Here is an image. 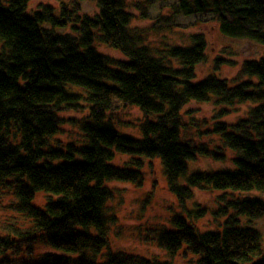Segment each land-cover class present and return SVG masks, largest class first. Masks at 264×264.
<instances>
[{
	"label": "trees",
	"instance_id": "1",
	"mask_svg": "<svg viewBox=\"0 0 264 264\" xmlns=\"http://www.w3.org/2000/svg\"><path fill=\"white\" fill-rule=\"evenodd\" d=\"M81 1L40 3L28 13V0H0V197L10 196L7 209L20 216L0 236V264H172L179 253L195 255L194 264H264L261 233L251 224L264 214V197H226L264 196V56L244 60L232 85L210 73L193 82L196 65L206 59L205 34L190 35L189 47L152 46L130 26L128 0H99L91 16L81 13ZM178 4L184 16H208L225 37L264 45V0ZM97 39L125 60L99 53ZM226 63L235 61L214 60L215 67ZM212 98L209 120L188 108ZM237 104L250 107L234 123L222 121ZM129 106L142 113L134 124L138 138L113 127L111 114ZM70 111L86 114L68 120L83 142L52 145L64 122L60 114ZM209 135L218 140L204 139ZM116 153L131 158L113 164ZM202 156L230 160L233 169L203 170L194 163ZM152 159L181 211L168 229L140 234L168 255L150 260L114 246L118 219L107 184L141 186L143 165ZM190 162L199 170L189 171ZM195 189L228 194L217 196L226 202L210 211L224 220L203 232L195 221L207 210L191 199ZM37 193L44 205L35 202ZM7 251L15 256L5 258Z\"/></svg>",
	"mask_w": 264,
	"mask_h": 264
},
{
	"label": "rangeland",
	"instance_id": "2",
	"mask_svg": "<svg viewBox=\"0 0 264 264\" xmlns=\"http://www.w3.org/2000/svg\"><path fill=\"white\" fill-rule=\"evenodd\" d=\"M63 0H28L27 12L32 13L40 3H47L53 6H58ZM99 0H82L80 3L81 13L89 16L97 13V4ZM129 5L126 8L131 15L130 26L141 30L142 37L148 38L152 46L161 45L163 43L174 46H186L192 44V34L203 33L207 39V59L200 62L195 67L196 78L193 82L201 81L205 76L214 74L216 77L226 79L231 85L237 83V74L240 71L241 63L246 59H257L264 56V45L247 39H231L219 33L217 24L209 21L208 16L195 14L184 16L178 11L179 0H128ZM96 50L99 53L108 55L109 57L125 60L121 55L119 49L113 48L109 43L96 40L94 43ZM227 53H231L228 55ZM229 58L234 60L232 65H222L215 67L214 60ZM248 104H237L235 110L230 115L223 117L222 121L234 123L236 119L244 115ZM216 105L214 98L203 103H191L188 108L194 110V116H199L209 120L213 115ZM84 112H63L60 117L64 122L60 125L59 132L51 138L52 145L63 148L66 144L74 143L79 145L84 138L77 125L70 124L68 120L73 122L84 119ZM114 118L113 127L122 135L133 138H138L140 133L138 127L134 124L142 117V113L137 106H129L120 109L115 114H111ZM150 119H154L153 116ZM120 122V123H119ZM132 126H135L133 128ZM204 136V134H202ZM200 135V136H202ZM138 136V137H137ZM188 136V133H187ZM204 139L218 140L217 136L209 135ZM56 146V145H55ZM227 155L232 157V152L226 150ZM124 154L116 153L112 163L125 164L130 160ZM150 165H143L144 181L142 185L131 184L128 182L111 181L107 186L113 191L114 198L108 203L110 211L116 215L118 219L119 236H113L114 246L125 251L128 254H137L139 256L147 257L148 259L159 258V256H168L161 249L157 248L153 243L143 242L140 239V234L144 235L146 228H160L168 229L171 226L170 219L173 215L180 212V208L176 202L175 197L168 190L165 177L162 173V167L158 159H152ZM209 159L202 156L194 162L197 165L205 166L208 169L203 170H226L233 169L230 160ZM192 162V161H191ZM188 165L189 171H196L199 169L191 168ZM225 162V163H224ZM122 163V164H121ZM218 168V169H215ZM194 203L204 207L207 211L204 218L196 219V227L203 232L211 227L217 225L216 220H224V216H212L210 211L223 206L226 201L216 199L217 196L227 194L224 191H199L193 190ZM228 195V194H227ZM264 197L258 192L253 193H236L226 196L227 198L238 199L246 196ZM43 193H37L35 197L36 203L44 205ZM12 198L10 196L0 197V236L5 235V228L8 224L19 220L20 216L14 212H10L7 208L11 204ZM188 206L192 205L191 200L187 202ZM252 227L258 229L261 233V241L264 248V214L252 221ZM44 249V248H43ZM42 249V250H43ZM5 258L10 259L11 251H7ZM195 256V255H194ZM190 254L183 256L178 254L172 257V264H194V257ZM194 257V258H193ZM1 258V256H0ZM162 261V260H161Z\"/></svg>",
	"mask_w": 264,
	"mask_h": 264
},
{
	"label": "bare ground",
	"instance_id": "3",
	"mask_svg": "<svg viewBox=\"0 0 264 264\" xmlns=\"http://www.w3.org/2000/svg\"><path fill=\"white\" fill-rule=\"evenodd\" d=\"M125 10L128 11L126 8H125ZM189 38H190V37H189ZM107 40H109V39H107ZM146 40H147L148 43H150L147 37H146ZM206 59H207V54H206ZM206 59H205V60H206ZM227 64H228V63H226V65H227ZM228 65H230V64H228ZM248 107H250V106H248ZM5 231H6V230H5Z\"/></svg>",
	"mask_w": 264,
	"mask_h": 264
}]
</instances>
